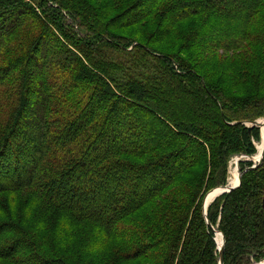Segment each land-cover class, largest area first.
<instances>
[{"label":"trees","instance_id":"16d2710c","mask_svg":"<svg viewBox=\"0 0 264 264\" xmlns=\"http://www.w3.org/2000/svg\"><path fill=\"white\" fill-rule=\"evenodd\" d=\"M95 2L0 0V264H219V217L225 264L263 262L264 161L202 204L254 152L264 0H135L108 20Z\"/></svg>","mask_w":264,"mask_h":264},{"label":"rangeland","instance_id":"374dc122","mask_svg":"<svg viewBox=\"0 0 264 264\" xmlns=\"http://www.w3.org/2000/svg\"><path fill=\"white\" fill-rule=\"evenodd\" d=\"M95 4H96V8H101L103 7V9H108V13L107 15V20L113 16H115L117 14V12H120L122 10H124L127 6H129L130 4H132L135 0H95ZM26 4H36V5H42L43 0H25ZM57 12L55 11V13L50 16H48V18H50L51 20H53L55 22V24L60 27V28H64L66 30L65 34H69L70 35V30L72 29L71 26L66 22L65 18L63 17V19H59L57 17ZM108 23V21H107ZM106 21H101V25H103L104 27H102V33H104L106 36H114L115 38H117V42L118 43H122L124 45L130 44V46L127 45V47H132V43L134 42H141L144 44H147V42L150 40H154V35H152L151 30H146L143 29L142 27L139 26H132L129 28H120L119 27V23L113 22L112 26H107ZM83 28V27H82ZM66 37V35L64 36ZM126 41L127 44L124 43V41ZM123 41V42H122ZM102 41H99V43H101ZM120 43V44H121ZM138 44L136 43L134 45L137 46ZM133 47V48H134ZM151 48H153V50L158 51V52H162L165 53L166 51H168L169 49L170 52L169 53H175L178 51V44H170L167 42L164 43H160L159 44H154V45H150ZM183 58V56H182ZM218 85L220 87H231V86H236V83H227L225 84V82L223 80H220V78H218ZM264 106V105H263ZM261 106V107H263ZM264 108V107H263ZM264 120V119H262ZM249 126V125H247ZM264 130H262V128H258V132L256 133L258 137L252 138V142H253V153L251 155L245 154V153H241L238 155H234L229 163V168H228V179H227V184L226 185H230V182L233 180L235 172H238L240 174H242V176L247 173L249 176H253V177H258L259 175L262 174V170L260 169V165H259V160L260 158V146L261 143H263L264 146ZM264 161V160H263ZM248 164V166H244V164ZM243 164V167H242ZM232 169V170H231ZM233 171V172H232ZM231 172V173H230ZM241 183H242V178H241ZM240 183V185H241ZM239 186V184H238ZM240 187V186H239ZM217 189V188H216ZM215 190V189H213ZM213 190L209 191L207 193L206 196H208L210 194V192H212ZM223 195V194H222ZM205 196V198H206ZM221 195L219 194L217 197H215L216 199L219 198ZM205 198L203 200V209L205 212V208L204 204H205ZM214 198V199H215ZM213 199V200H214Z\"/></svg>","mask_w":264,"mask_h":264},{"label":"water","instance_id":"95a60500","mask_svg":"<svg viewBox=\"0 0 264 264\" xmlns=\"http://www.w3.org/2000/svg\"><path fill=\"white\" fill-rule=\"evenodd\" d=\"M261 120H258V121H256V122H254L253 124H252V126H256V127H260L261 128V122H260ZM263 160H264V150H263V153L261 154V158H260V160H259V165H261L262 163H263ZM241 178H242V174H240V182H239V186H240V183H241ZM239 186H229V185H227V186H224V187H219V188H217V189H215V190H221L220 191V195H222V194H225V193H229V192H232L233 190H235L237 187H239ZM215 190H213V191H215ZM212 191V192H213ZM218 196V195H217ZM216 196V197H217ZM207 199V196H206V198H205V204H204V207H206L207 205H206V200ZM216 199V198H215ZM214 199V200H215ZM213 200V201H214ZM205 211H206V208H205ZM205 215L207 216V213L205 212ZM219 251H220V264H224V246H221L220 248H219ZM256 264H264V261L263 262H261V263H256Z\"/></svg>","mask_w":264,"mask_h":264},{"label":"bare ground","instance_id":"6f19581e","mask_svg":"<svg viewBox=\"0 0 264 264\" xmlns=\"http://www.w3.org/2000/svg\"><path fill=\"white\" fill-rule=\"evenodd\" d=\"M261 128L262 130H264V120H261ZM264 132V131H263ZM263 150H264V146H263V143H261V146H260V155L258 158H261V154L263 153ZM232 170V169H231ZM233 172V171H232ZM231 173V172H230ZM240 182V173L238 172H235V175H234V178L233 180L230 182V187L231 186H237ZM238 183V184H237ZM220 191L221 190H215L213 192H210V194L207 196V201H206V205L210 204L212 202V200L214 199V197H216L217 195L220 194ZM222 236L219 234L218 235V242L219 244L221 245L222 244ZM221 242V243H220Z\"/></svg>","mask_w":264,"mask_h":264},{"label":"flooded vegetation","instance_id":"af4514ba","mask_svg":"<svg viewBox=\"0 0 264 264\" xmlns=\"http://www.w3.org/2000/svg\"><path fill=\"white\" fill-rule=\"evenodd\" d=\"M237 184H238V183H237ZM229 186H230V185H229ZM237 188H239V187H237ZM237 188H236V189H237ZM229 193H230V192H229ZM225 194H228V193H225ZM223 195H224V194H223ZM223 195H221V196H223ZM214 198H215V197H214ZM215 200H216V199H215ZM215 200H214V201H215ZM214 201L212 200V202L206 206V211H205L206 213H208V209H209V207L212 205V203H214ZM220 221H221V217H219V220H218V224H217V226H213L209 220L207 221V224H208V227L211 228V229L214 231V235H215L214 240H215L216 243H217L218 251H219V248H220L221 246H224V264H225L226 238H225L223 232L220 231V229H219V227H220ZM219 234L222 236V241H221L222 244H221V245H220L219 242H218V235H219ZM221 242H220V243H221ZM219 264H220V251H219Z\"/></svg>","mask_w":264,"mask_h":264}]
</instances>
